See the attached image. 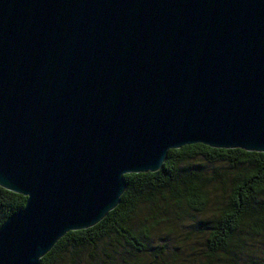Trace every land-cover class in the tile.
<instances>
[{"label": "water", "instance_id": "water-1", "mask_svg": "<svg viewBox=\"0 0 264 264\" xmlns=\"http://www.w3.org/2000/svg\"><path fill=\"white\" fill-rule=\"evenodd\" d=\"M203 143L264 152V0H0V264H40L125 174Z\"/></svg>", "mask_w": 264, "mask_h": 264}, {"label": "trees", "instance_id": "trees-1", "mask_svg": "<svg viewBox=\"0 0 264 264\" xmlns=\"http://www.w3.org/2000/svg\"><path fill=\"white\" fill-rule=\"evenodd\" d=\"M125 178L119 204L97 224L67 232L40 264H169V246L154 242L165 215L170 232L188 222L190 232L207 233L204 264H239L245 224L264 234V152L188 144L170 149L160 170ZM26 201L0 185V226ZM246 264H264V258Z\"/></svg>", "mask_w": 264, "mask_h": 264}, {"label": "rangeland", "instance_id": "rangeland-1", "mask_svg": "<svg viewBox=\"0 0 264 264\" xmlns=\"http://www.w3.org/2000/svg\"><path fill=\"white\" fill-rule=\"evenodd\" d=\"M233 190L230 189L228 195H232ZM225 195L227 192L225 191ZM211 203V199H210ZM190 217V215H188ZM203 217L202 215H197L196 219ZM170 215H165L162 218L157 231L158 239L154 242L156 244L166 243L170 250L166 257V262L169 264H204L207 259V245L206 238L207 233L198 232L200 230H192L188 222L185 225H176L177 231L170 232V229L174 228L171 221H167ZM241 236L244 240V246L242 249L243 253L240 255L238 260L239 264H246L249 260L259 259L261 256L264 258V234L258 235L249 229V226L245 224L242 227ZM179 243L181 245H179ZM178 247L177 252H174V248ZM252 258V259H250ZM161 264H165L161 262Z\"/></svg>", "mask_w": 264, "mask_h": 264}]
</instances>
